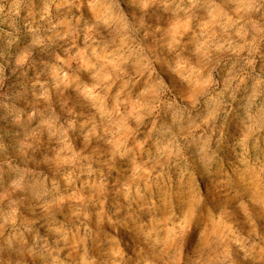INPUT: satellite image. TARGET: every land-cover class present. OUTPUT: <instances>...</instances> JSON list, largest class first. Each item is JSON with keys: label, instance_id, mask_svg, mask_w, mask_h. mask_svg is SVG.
<instances>
[{"label": "clouds", "instance_id": "clouds-1", "mask_svg": "<svg viewBox=\"0 0 264 264\" xmlns=\"http://www.w3.org/2000/svg\"><path fill=\"white\" fill-rule=\"evenodd\" d=\"M0 264H264V0H0Z\"/></svg>", "mask_w": 264, "mask_h": 264}]
</instances>
